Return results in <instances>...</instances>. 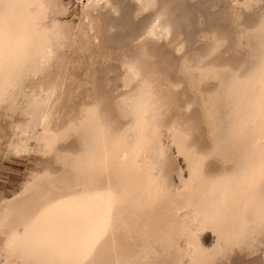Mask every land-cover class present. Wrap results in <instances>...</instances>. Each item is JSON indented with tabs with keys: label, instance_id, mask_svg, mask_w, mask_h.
Instances as JSON below:
<instances>
[{
	"label": "bare ground",
	"instance_id": "6f19581e",
	"mask_svg": "<svg viewBox=\"0 0 264 264\" xmlns=\"http://www.w3.org/2000/svg\"><path fill=\"white\" fill-rule=\"evenodd\" d=\"M77 1L70 17L62 0H0L22 5L0 8L4 135L13 153L37 151L50 166L0 197V264L75 260L105 218L109 190L119 202L90 264H264V191L258 175L248 182L264 141L260 82L246 79L264 50V0L226 1L192 42L180 11L194 0ZM137 111L148 113L154 136L142 137ZM193 151L206 157L203 178L193 174ZM93 159L99 167L77 173ZM13 234L20 240L9 247Z\"/></svg>",
	"mask_w": 264,
	"mask_h": 264
},
{
	"label": "snow or ice",
	"instance_id": "6c2138e0",
	"mask_svg": "<svg viewBox=\"0 0 264 264\" xmlns=\"http://www.w3.org/2000/svg\"><path fill=\"white\" fill-rule=\"evenodd\" d=\"M22 5L17 4H0V8L10 9L14 7H18ZM0 20H3V16L0 15ZM259 31L264 36V22H262L259 25ZM54 56V53L49 50L47 55L40 61V66H44L47 64L50 59ZM3 60L2 57H0V64H2ZM258 75L259 82H260V106H259V119H260V133L261 136L264 137V50H262L260 62L257 66V68L252 72L249 77L246 79H251L252 76ZM233 81L235 83L240 82V76L238 73L233 74ZM3 90L0 89V95H2ZM89 112L94 113L93 109H89ZM137 117V126L140 130V133L143 138L147 139L148 137H152L155 135V128L147 121L146 117L148 113L146 111H143L142 114L140 111H137L134 113ZM97 127L100 128L101 131H104L102 126H100L97 123ZM120 141H117L116 143H119ZM49 147H52L50 144ZM140 146L137 145L135 148L131 150V154H135L137 151H139ZM191 158L193 160V174L197 178H203L202 177V167H201V161L205 159L206 157H200L197 156V154L193 151L191 153ZM260 167L257 173H253L249 178V186L254 187L257 183V175H258V183L264 191V141H262V147H261V153H260ZM76 171L78 174L83 175L85 178L87 177V174L89 171L96 169L99 167L97 163H95L94 159L93 161H90L87 168H82L79 163H77L75 166ZM222 179V178H221ZM216 183H219L220 180L215 181ZM107 204H108V210L106 212L105 218L100 222V224L97 226L95 230H93L84 241H82L77 249H76V259L71 262H62V264H90V258L93 256L96 248L98 245L103 241L105 236L107 235L110 227H111V213L113 207L119 202L118 201V195L114 191L109 190L106 196ZM67 203L66 201H56L55 204L50 205V207H60L63 204ZM49 214V208L42 209L36 218L33 221L34 225H39L41 221L46 218ZM261 228L264 229V208H262V216H261ZM54 236V231H53ZM20 240V237L18 234H13L9 237L8 240V246L9 247H15ZM51 247L53 250L56 248V241L54 238H50ZM42 264H54V262L45 261L42 262Z\"/></svg>",
	"mask_w": 264,
	"mask_h": 264
},
{
	"label": "rangeland",
	"instance_id": "374dc122",
	"mask_svg": "<svg viewBox=\"0 0 264 264\" xmlns=\"http://www.w3.org/2000/svg\"><path fill=\"white\" fill-rule=\"evenodd\" d=\"M62 1V3H64V6L70 8V17L73 13L76 12L77 8L80 5L77 0ZM226 1L228 0H217V5L213 8L206 6V0H194V2L192 3L183 2L184 9L183 11H180V29L189 42L195 40L197 34L202 29L201 27L204 28L205 26H207V23L209 21L214 19L218 20L220 18V12L223 10V6ZM199 13L202 14L205 18L206 23L204 22L203 25H200L199 21L197 20ZM198 26L200 27V29ZM118 37L119 36L115 34L113 40L117 41ZM175 75L176 73L174 71H169L165 73L164 77L170 80H175ZM103 78L104 77L102 75H98L96 78L97 83H101L103 81ZM179 103L181 104V101H179ZM112 122H114L113 119ZM0 127L2 128V130L0 131V197L11 198L16 192L21 189L25 181L30 178L31 173H40L43 170L48 169L50 166L46 161H44L45 159L37 151H32L31 153H13L9 149L8 138L4 135V133H9L6 119H0ZM241 259L235 260L234 264H261V262L254 257L246 258L243 260Z\"/></svg>",
	"mask_w": 264,
	"mask_h": 264
}]
</instances>
